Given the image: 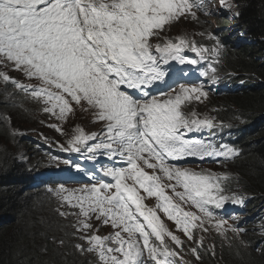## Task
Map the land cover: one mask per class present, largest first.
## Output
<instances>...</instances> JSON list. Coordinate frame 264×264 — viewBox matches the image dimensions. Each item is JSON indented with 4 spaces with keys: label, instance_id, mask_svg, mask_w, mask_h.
Returning <instances> with one entry per match:
<instances>
[{
    "label": "snow or ice",
    "instance_id": "6c2138e0",
    "mask_svg": "<svg viewBox=\"0 0 264 264\" xmlns=\"http://www.w3.org/2000/svg\"><path fill=\"white\" fill-rule=\"evenodd\" d=\"M201 4L202 0L198 4L189 0H0V66H11L39 83L25 85L3 71L0 81L11 82L42 101L43 111L58 119L73 113V105L91 111L96 121L105 124L102 138L89 145L87 142L96 140L97 135L78 127L67 150L80 152L83 148L93 155L103 152L126 161L127 167L103 169L114 183L99 180L78 190L63 185L54 190L61 201L78 209L59 214L76 217L72 226L87 247L78 243L75 248L95 254L97 264H187L182 258L177 261L179 253L166 238L177 246L182 241L159 213L192 240V230L203 228L205 217L214 218L208 205L220 209L228 201L244 203L235 193L224 194L222 181L226 176L168 162L185 156L203 159L239 154L233 147L222 146L224 150L218 151L211 144L184 139L182 129L215 127L212 119L195 118V113L190 117L181 109L186 101L207 95L202 87L181 85L180 91L167 99L149 98L147 91L167 75L161 63L170 59L196 63L180 54L184 47L201 56L208 51L218 53V41L211 50L197 47L185 37L163 45L151 43L154 37L159 39L165 25L186 14L195 18L192 9ZM164 179L169 183H163ZM167 189L173 195H168ZM151 197L157 200L155 207L144 202ZM184 204L203 215L185 210ZM93 217L114 231L105 236L96 234ZM225 223L223 219L216 221L217 227ZM191 251L197 252L196 248Z\"/></svg>",
    "mask_w": 264,
    "mask_h": 264
},
{
    "label": "trees",
    "instance_id": "16d2710c",
    "mask_svg": "<svg viewBox=\"0 0 264 264\" xmlns=\"http://www.w3.org/2000/svg\"><path fill=\"white\" fill-rule=\"evenodd\" d=\"M234 1L236 11L230 17H220L215 33L224 47L219 63L222 70L216 76L228 88L222 95L215 89L213 97L222 101L215 111L218 130L226 132L227 146L239 153L221 167L231 174L222 181L224 194L244 197L242 205H224L240 210L237 227L242 231L234 243L218 238L211 253L205 243L206 231L193 229V239H183L186 248L197 250L190 264H264V0ZM221 10L223 14L229 11ZM228 24L236 31V41L229 35ZM0 71L25 85H36L22 72L12 71L11 66H0ZM44 107L42 101L11 82L0 81V264H97L91 253L75 248L78 243L85 244L72 226L76 217L59 214L78 209L61 201L54 190L61 185L73 188V174L85 172L87 162L99 167L107 162L99 152L90 153L83 163L68 160L64 149L53 142H42V148L33 150V140L23 139L18 128L34 126L44 118L42 114L51 116ZM220 109L229 113L221 116ZM40 145L37 140L34 146ZM60 159L70 163L65 167ZM50 164L59 165L63 173L47 169ZM210 208L218 210L214 205ZM91 222L98 229L96 234L104 236L101 222L95 217Z\"/></svg>",
    "mask_w": 264,
    "mask_h": 264
},
{
    "label": "rangeland",
    "instance_id": "374dc122",
    "mask_svg": "<svg viewBox=\"0 0 264 264\" xmlns=\"http://www.w3.org/2000/svg\"><path fill=\"white\" fill-rule=\"evenodd\" d=\"M193 2L197 3L196 0H192ZM190 2V1H189ZM234 0H204L203 3V8L202 9H196L193 8L192 11L195 12V18H193L190 14H186L185 16H182L179 18V20L172 22L171 24H167L164 26V30L161 31L160 33L162 34H173L171 39L172 41H175L177 37H185L188 41L194 42L197 47L205 45L204 41H207L209 37L212 38V44L213 46H217V41L220 43L222 42V38H219L215 36V33H218L219 31V20L221 16H227L230 17V13L235 12L236 9L234 7ZM191 3V2H190ZM229 4H231L233 7L229 8ZM221 9H229L227 14H223ZM210 13V14H209ZM212 13V14H211ZM213 17V18H212ZM216 24V25H215ZM227 29L230 31L231 34H234L236 31L233 28L232 24L227 25ZM213 33V34H212ZM214 37V38H213ZM233 39L235 40L236 36L235 34L232 35ZM219 43V48L222 47V45ZM164 44V43H163ZM161 44V45H163ZM216 44V45H215ZM186 51L189 52V54H186ZM182 54L185 55L186 58H188L187 61L189 60H195L196 63H202L200 61L203 60V56H201L197 51L192 50L191 47H184L181 51ZM172 63V60H168L167 63H161V67L166 71L167 75L169 74V65ZM12 71H17L12 68ZM167 75L164 77L162 80L165 82L167 80ZM36 81V80H34ZM36 83H39L36 81ZM186 87H202L203 91L207 94L206 96H201L198 100L195 98H192L189 101H186L185 104L181 106L182 111L191 117V113H195L196 117L199 119H204L205 117L210 118L213 120V123L215 127L210 128L212 129V132L217 133L218 129V120L215 117V111L216 107H218V103L222 102L220 100H215L213 95H210L214 87H210V82L204 83L203 85L197 86V83H190L189 85H186ZM132 92V90H129ZM171 95H175L180 91V87H174L173 89L168 90ZM193 97H195V94H192ZM163 96V94H162ZM157 98H161V95L156 96ZM79 107V106H78ZM81 114L80 115H75L73 118H69L65 124H62V126L56 125L54 126L53 130H47L44 128V126L40 123V121L35 124L34 126H31L32 124L30 123L29 125L31 127L27 128H18L19 130H23V133L26 137L32 139V140H44V141H49L50 138H53L52 141L58 142L59 144H63L66 147H69L68 141L73 138L75 134L76 128H81L82 129V124H87V127H90V129L87 132L90 131H95L99 127L105 125L104 122L102 121H96V120H87L86 118L91 115V111H83L80 109ZM220 115L222 116L224 113H229L225 112L224 109L219 110ZM223 113V114H222ZM71 115V113H70ZM83 120V121H82ZM24 122H21L23 124ZM27 124V123H25ZM57 128L60 129V131L57 130ZM207 128V127H205ZM93 129V130H92ZM85 130V129H84ZM183 130V129H182ZM55 135V136H54ZM49 136V137H48ZM94 143H98L99 141L94 140ZM90 144V143H88ZM104 154V153H103ZM106 155V154H104ZM113 159L118 160L119 158L117 156H114ZM217 161L213 163H205L202 161L203 168L198 167L199 172H206V173H214L218 175H223L228 176V170L223 169L221 166L222 165H217ZM187 163V162H183ZM127 167V166H124ZM227 169V167H226ZM61 172V171H60ZM84 174V173H82ZM78 174V175H82ZM77 175V176H78ZM114 183V181L112 182ZM182 189L178 188V191H181ZM171 190H167L168 195H172ZM142 195H146L143 193L141 190ZM244 198V197H243ZM185 205V204H184ZM209 206V205H208ZM187 210L197 212L198 215H203L202 213H199V211L191 207L190 205L186 204L185 205ZM226 219L230 220H225L226 223L223 224L220 227H217L216 221L219 219H214L210 222L208 218H204V224L203 228H200L199 230L206 231V240L205 243L208 247H211V253L214 252L212 249L213 247L217 246L215 243L218 238L225 239L226 235L228 234H233V239L235 236L239 235V232L234 235V232L232 231V228H237V225L241 220L240 218V210L237 209L236 212H232L231 210H226ZM230 213L234 214L231 215ZM161 216L164 217V214L161 213ZM232 219V221H231ZM235 221V224H234ZM206 229V230H205ZM179 234L178 236H180ZM210 236V238H209ZM209 238V239H208Z\"/></svg>",
    "mask_w": 264,
    "mask_h": 264
},
{
    "label": "clouds",
    "instance_id": "9594fccd",
    "mask_svg": "<svg viewBox=\"0 0 264 264\" xmlns=\"http://www.w3.org/2000/svg\"><path fill=\"white\" fill-rule=\"evenodd\" d=\"M211 14H212V13H211ZM212 34H213V33H212ZM162 35H163V34L160 33L159 39L155 38V41H159ZM229 35H233V34L229 33ZM211 37H212V36H211ZM211 37H209V38L207 39V41H204L206 45L212 43V38H211ZM229 37H230V36H229ZM234 41H236V39H235ZM219 43H220V41H219ZM220 44H222V43H220ZM223 49H224V47H223V44H222V47L219 49L218 53H213V52L211 53V54H213L212 62H211L210 68L207 69V71H206V77H207L208 82H210V87H214V88H216V87H215V83H214V78H215V81L218 82V84H221V82H220V80H219V77L216 76V72H214V70H217V71H219V70L221 71V70H222V69L219 67V63L221 62V59H222L223 56H224V53H223L224 50H223ZM219 68H220V69H219ZM206 83H207V82H206ZM177 86H178V85H177ZM174 87H175V86H174ZM174 87H172V89H173ZM217 89H218V88H217ZM224 91H225V90H220V89H218V94L222 95V94L224 93ZM210 95H213V93H211ZM42 116H44V114H42ZM215 117L217 118L216 115H215ZM86 119H87L88 121L91 120V119L88 118V117H87ZM82 121H83V120H82ZM224 122H226V121H224ZM40 123L44 124V128L48 130V128L45 126L44 118L41 117V121H40ZM61 126H62V124H61ZM207 131H208L209 134L206 136V137H207V140L204 142L205 144H206L207 142H210V141L212 140V138H211L212 135H215V134H216L215 132H212V129H210V128H207ZM217 133H218V129H217ZM223 141H224V140H223ZM227 143H228V142H226V143L223 142V145L225 146ZM189 158H190V160H189L187 163H183V162L181 161L180 163H178V164H174V165H176V166H178V167H181V168H187V169H191V170H193V171L199 172L197 168H198V167L203 168L202 160H207L206 157H204L203 159H201V158H193V157H189ZM169 163H170V161H169ZM170 164H171V163H170ZM50 169H51V170H57V169L60 170V166H59V167H57V166H53V167H50ZM161 175H162V174H161ZM165 182H169V181H167L166 179H164V180H163V183H165ZM83 187H85V186H73V188H70L69 190H73V189L78 190V189H81V188H83ZM166 191H167V190H166ZM172 195H173V194H172ZM153 198L156 200L155 197H153ZM173 199H174L175 202L180 203V201L178 200V198L173 197ZM145 204H146L148 207H155V205L157 204V200H156L155 202H153V201L145 202ZM183 207H184V205H183ZM161 213H162V212L159 213L160 216H161ZM161 218H162V220L164 221V223L167 225V227L169 228V230H171L174 234L177 233V228H176L174 222L167 220V218H166L165 216H164V217L161 216ZM198 222H199V221H197V223H198ZM194 229H197V231H198V230L200 229V227H197V228H194ZM101 231H102V233L104 234V236H105V235H108L109 233H111V227H110V225H109V226H104V225H102V226H101ZM192 232H193V234H194V231H193V230H192ZM180 234H181V233H180ZM183 246H184V245H183ZM172 248H174V250L177 252V245H175L174 243H172ZM184 253H185V257L189 259V264H190V258H193V257H194V253L191 251V249L186 248V246H184ZM91 256L96 260L95 254L91 253ZM181 256H183V254H181ZM183 257H184V256H183Z\"/></svg>",
    "mask_w": 264,
    "mask_h": 264
},
{
    "label": "bare ground",
    "instance_id": "6f19581e",
    "mask_svg": "<svg viewBox=\"0 0 264 264\" xmlns=\"http://www.w3.org/2000/svg\"><path fill=\"white\" fill-rule=\"evenodd\" d=\"M210 14V13H209ZM213 18V17H212ZM216 25V24H215ZM216 45V44H215ZM187 61V60H186ZM200 62H202V63H204L205 61H204V59L202 60V61H200ZM202 63H195V64H191V63H187V62H185V63H183V64H179L180 65V67L182 68V70H184L185 71V73H187V78H188V80H189V82L190 83H197V79H196V77H197V75H196V72H197V69H198V64H202ZM216 70H214V72H215ZM216 73H218V71H216ZM173 81H177V78H174L173 79ZM156 86V85H155ZM175 87H178V86H175ZM149 89H150V87H149ZM170 89H172L171 87H169V89L168 90H170ZM215 89H217V88H214L213 90H212V92L214 93V90ZM149 96H150V94H149ZM220 125H219V122H218V127H219ZM184 130H186V129H183V130H181V131H184ZM52 131V130H51ZM193 133H195V132H193ZM218 133L219 134H221L220 132H219V130H218ZM21 137L24 139L25 138V136L23 135V134H21ZM211 138H212V145L218 150V151H223L224 149L222 148V146H224L223 145V139H217L216 138V136H214V135H212L211 136ZM223 138V137H222ZM32 141V140H31ZM40 143H41V145L40 146H34L35 145V141H33V143L31 144L32 145V147H35L33 150H36V149H40V148H42V146L44 145L43 143H42V141H39ZM44 143H47V142H44ZM225 146H227V144L225 145ZM76 153V155H72V154H75ZM81 154H83V150L81 151V153H78V152H75L74 151V153H70L69 155H68V157H70V159H68V160H74L75 161V159L76 158H79V156H80V159L81 158H83V156H81ZM232 157V156H231ZM231 157H229V158H225V157H223V156H206V159L207 160H202V161H204L205 163H213V162H215V161H217L216 163H217V165H222V166H224V164H222L223 162H227L228 160H230L231 159ZM119 159H121V157H119ZM118 159V160H119ZM180 161H182V162H188L189 161V159L187 158V157H183V158H181V159H179ZM60 161H63V160H61L60 159ZM111 161H115V159H113V157L111 158V159H109L107 162H108V164H109V166H110V163H111ZM170 161V160H169ZM168 161V162H169ZM123 163L122 161H115V163ZM114 164V163H113ZM94 165H95V163H94ZM67 165L65 164V167H66ZM113 166V165H112ZM70 168H71V171H72V169H73V166H70ZM146 171H148L149 173H151L153 170H151V169H146ZM61 173H63V171H61ZM78 174H80V171H79V173ZM158 174H160V173H158ZM161 175V174H160ZM228 176H231V174H230V172H228ZM108 179H109V182H113V180H112V178L111 177H108ZM63 184V183H62ZM227 204L228 205H230L231 206V208H233L232 206V203H228L227 202ZM231 208H229V207H227V210H231L232 212H236V211H234V210H232ZM227 212V211H226ZM231 215H234V214H232V213H230ZM238 226V225H237ZM238 228V227H237ZM225 241H227V242H230V240H232V242L234 243V239H233V234H228V235H226V238L224 239Z\"/></svg>",
    "mask_w": 264,
    "mask_h": 264
}]
</instances>
